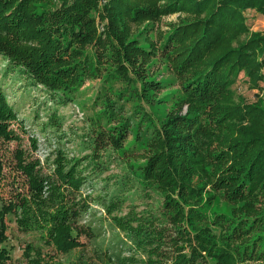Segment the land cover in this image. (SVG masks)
<instances>
[{
    "label": "trees",
    "instance_id": "trees-1",
    "mask_svg": "<svg viewBox=\"0 0 264 264\" xmlns=\"http://www.w3.org/2000/svg\"><path fill=\"white\" fill-rule=\"evenodd\" d=\"M251 10L264 14V0H0V56L35 82L67 96L88 77L104 78L119 99L171 103L160 124L142 110L128 145L131 122L111 97L95 114L102 146L124 158L146 153L138 177L164 193L165 215L177 230L170 239L154 234L153 241L167 246H152L145 264L264 261V108L237 100L231 89L242 71L255 84L264 82V32L251 31ZM177 12L184 16L160 33L159 44L131 37L143 22ZM158 51L179 78L180 88L165 96L166 82L145 73ZM117 80L126 86L114 92ZM1 94L0 134L4 128L3 136L17 139L7 130L14 112ZM142 123L155 126L153 140L141 138ZM15 157L28 183L15 203L19 224L41 230L58 252L75 248L65 229L85 203L69 195L84 179L76 168L44 174L23 149ZM220 198L230 209L211 208ZM25 255L31 264H55L32 244Z\"/></svg>",
    "mask_w": 264,
    "mask_h": 264
},
{
    "label": "rangeland",
    "instance_id": "rangeland-1",
    "mask_svg": "<svg viewBox=\"0 0 264 264\" xmlns=\"http://www.w3.org/2000/svg\"><path fill=\"white\" fill-rule=\"evenodd\" d=\"M182 16L184 14L177 12L160 21H145L135 27L131 37L140 39L146 46L147 36L159 44L160 33L170 31ZM248 25L253 32H264V14L251 10ZM145 73L150 79L166 82L161 96L180 88L179 78L159 51L146 63ZM104 84V78L88 77L74 93L66 96L58 89L50 90L35 82L21 65L0 56L1 96L14 112L7 130L19 136L8 139L3 136L6 129L1 128L0 264H31L25 255L29 244L52 255L55 264H145L152 246H167L157 237L153 241L154 234H167L169 238L176 233L175 226L165 215L164 193L138 177V167L146 162V153L137 151L124 158L110 144L102 146L98 126L94 124L102 102L107 96L111 97L122 120L131 122L125 144H133V129L141 111L152 113L160 124L159 116L165 114L171 103L152 105L136 96L125 101ZM125 86L123 81H115L114 92ZM231 89L237 100L264 108L263 81L255 84L242 71ZM187 110L185 106L182 114ZM140 125L141 132L146 130L141 138L152 137L153 140L155 126ZM18 148L28 157L39 160L38 168L44 174H52L60 168H76L77 175L84 179L80 189L69 195L85 206L81 207L73 225L65 229V236L76 243L68 252H58L46 243L41 230L24 229L19 224L15 203L20 195L28 192V183L17 167L15 151ZM213 207L228 210L231 205L220 198L213 201ZM248 263L264 264V261Z\"/></svg>",
    "mask_w": 264,
    "mask_h": 264
}]
</instances>
